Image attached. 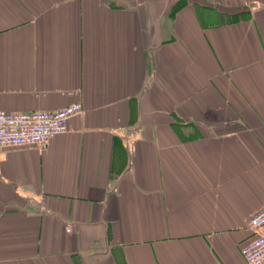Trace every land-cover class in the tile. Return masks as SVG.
Listing matches in <instances>:
<instances>
[{
    "label": "crops",
    "instance_id": "obj_1",
    "mask_svg": "<svg viewBox=\"0 0 264 264\" xmlns=\"http://www.w3.org/2000/svg\"><path fill=\"white\" fill-rule=\"evenodd\" d=\"M77 102L0 150V264H247L264 0H0V112Z\"/></svg>",
    "mask_w": 264,
    "mask_h": 264
},
{
    "label": "built area",
    "instance_id": "obj_2",
    "mask_svg": "<svg viewBox=\"0 0 264 264\" xmlns=\"http://www.w3.org/2000/svg\"><path fill=\"white\" fill-rule=\"evenodd\" d=\"M83 113L78 102L55 112H0V150L41 148L66 133L68 120ZM247 228L253 238L240 254L247 264H264V207L250 216Z\"/></svg>",
    "mask_w": 264,
    "mask_h": 264
}]
</instances>
